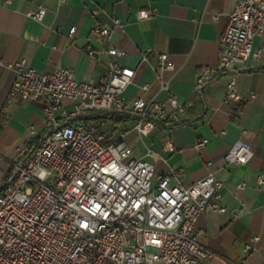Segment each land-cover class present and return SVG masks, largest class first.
I'll return each instance as SVG.
<instances>
[{"label":"built area","instance_id":"1","mask_svg":"<svg viewBox=\"0 0 264 264\" xmlns=\"http://www.w3.org/2000/svg\"><path fill=\"white\" fill-rule=\"evenodd\" d=\"M155 12L154 6L140 7L135 17L144 20ZM44 13L41 5L26 12L37 20ZM119 23L115 18L114 24ZM93 31L109 35L106 26ZM263 32L264 0H236L218 60L198 72L195 91L244 68L250 56L258 59L253 38ZM104 51L107 74L98 83L77 80L67 67L39 71L23 59L8 64L16 67L8 101H40L44 125L36 140L21 147L0 185V264H200L210 255L195 226L206 210H225L219 202L223 181L208 172L185 185L180 170H156L154 151L147 145L143 155H133L127 139L132 131L144 137L186 123L181 115L193 102L179 101L173 93L165 100L126 99L122 92L135 69L123 62V48L108 45ZM88 53L95 56L93 50ZM160 57L165 60L166 54ZM225 98L241 99L234 76ZM111 112L132 119L131 127L116 135L103 132L104 123L93 116ZM205 142L198 139L196 147ZM164 147L174 150L169 137ZM252 156L250 144L237 139L224 160L242 165ZM257 182L264 184V174ZM250 249L244 246L245 253Z\"/></svg>","mask_w":264,"mask_h":264},{"label":"crops","instance_id":"2","mask_svg":"<svg viewBox=\"0 0 264 264\" xmlns=\"http://www.w3.org/2000/svg\"><path fill=\"white\" fill-rule=\"evenodd\" d=\"M235 1L0 2V185L21 147L36 140L44 125L40 101H8L16 76V67L8 64L23 59L39 71L67 67L77 80L98 83L107 74L104 50L114 45L126 51L123 62L135 69L134 78L122 92L126 99L165 100L173 93L179 101L191 100L189 109L201 102L203 113L191 115L185 110L181 115L184 124L157 129L144 137L133 131L127 134L135 156L145 152V146L136 149V138L147 139L158 172L180 170L185 185L208 172L223 181L219 202L225 210H206L195 226L198 240L210 252L200 264L240 260L264 264V184L257 182V176L264 174V32L253 38V50L260 52L258 59L250 56L244 68L225 73L195 91L198 72L218 60L220 38ZM39 5L45 8L42 19L27 16L28 10ZM148 6L156 8L155 14L137 20L135 11ZM115 18L120 22L117 25ZM97 25L108 27L109 35L94 33ZM72 26L75 30L70 33ZM89 50L95 52L94 57ZM163 53L165 60L160 57ZM231 76L240 100L225 98ZM166 137L173 141L174 150L165 149ZM201 138L206 142L198 148L196 141ZM237 139L250 144L253 156L246 164H226L224 156ZM246 244L251 246L247 253Z\"/></svg>","mask_w":264,"mask_h":264},{"label":"trees","instance_id":"3","mask_svg":"<svg viewBox=\"0 0 264 264\" xmlns=\"http://www.w3.org/2000/svg\"><path fill=\"white\" fill-rule=\"evenodd\" d=\"M185 110L187 113H191V115L203 113L200 101H197L195 103V106L192 107L191 109L187 108ZM93 117L96 118L98 121H100L102 124L105 123L107 120H111L114 127H116V128L118 125H120L121 122H125V123H127L128 121L132 122V119H130L129 117L116 115V114H113L112 112L111 113H104V114L100 113L98 115L95 114ZM108 117H109V119H108ZM128 128L129 127L123 128V129H128Z\"/></svg>","mask_w":264,"mask_h":264},{"label":"rangeland","instance_id":"4","mask_svg":"<svg viewBox=\"0 0 264 264\" xmlns=\"http://www.w3.org/2000/svg\"><path fill=\"white\" fill-rule=\"evenodd\" d=\"M131 125H132L131 121H128L127 123L121 122L120 125H118L116 128V127H114L112 121L108 120L101 126V130L103 132L107 133L108 135H110V134L116 135L118 133V130L123 129V128H127V127H131ZM143 140H141V138H136V140H135L134 145L137 147L136 149L139 151L143 150V146L146 147V144H148V141L146 138ZM163 145H164V143H163ZM165 156H166V154L162 155V157H165Z\"/></svg>","mask_w":264,"mask_h":264}]
</instances>
